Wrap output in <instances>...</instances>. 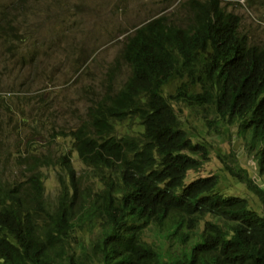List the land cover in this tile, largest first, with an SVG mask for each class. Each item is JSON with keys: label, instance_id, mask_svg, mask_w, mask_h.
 Here are the masks:
<instances>
[{"label": "trees", "instance_id": "trees-1", "mask_svg": "<svg viewBox=\"0 0 264 264\" xmlns=\"http://www.w3.org/2000/svg\"><path fill=\"white\" fill-rule=\"evenodd\" d=\"M189 7L185 27L159 16L126 35L85 119L59 131L85 174L65 152L8 157L23 174L0 173V264H264V216L247 198L218 192L216 174L185 181L208 149L179 113L234 127L264 180V44L239 33L221 0ZM42 168L55 170L52 198ZM221 170L262 200L264 184L235 159Z\"/></svg>", "mask_w": 264, "mask_h": 264}, {"label": "rangeland", "instance_id": "rangeland-1", "mask_svg": "<svg viewBox=\"0 0 264 264\" xmlns=\"http://www.w3.org/2000/svg\"><path fill=\"white\" fill-rule=\"evenodd\" d=\"M190 0H0V173L3 178L21 176L10 155L24 152L69 153L77 172H87L69 136L85 119L89 102L105 88V73L122 48V40L148 20L164 16L167 23L185 27L192 10ZM203 1V0H197ZM221 0L222 6L240 17L239 33L251 44H264V0ZM15 6L17 8H15ZM9 11L13 28L4 21ZM128 69L120 63L113 86H120ZM198 90V86L194 87ZM185 127L194 139L205 143L207 160L185 181L218 175L217 191L246 197L248 205L264 216L262 200L232 179L221 167L236 160L257 185L251 154L246 153L235 128L213 123L204 126L200 113L180 106ZM124 127H118V133ZM9 153V154H8ZM47 195L56 193V173L42 168ZM85 174V173H84ZM264 188V187H263ZM156 239L155 230L149 232Z\"/></svg>", "mask_w": 264, "mask_h": 264}, {"label": "built area", "instance_id": "built-area-1", "mask_svg": "<svg viewBox=\"0 0 264 264\" xmlns=\"http://www.w3.org/2000/svg\"><path fill=\"white\" fill-rule=\"evenodd\" d=\"M235 1H237V2H242L241 0H235Z\"/></svg>", "mask_w": 264, "mask_h": 264}, {"label": "clouds", "instance_id": "clouds-1", "mask_svg": "<svg viewBox=\"0 0 264 264\" xmlns=\"http://www.w3.org/2000/svg\"><path fill=\"white\" fill-rule=\"evenodd\" d=\"M234 2H235V3H239V2H237V1H235V0H234ZM242 2H243V1H242ZM242 2H241V3H242Z\"/></svg>", "mask_w": 264, "mask_h": 264}]
</instances>
